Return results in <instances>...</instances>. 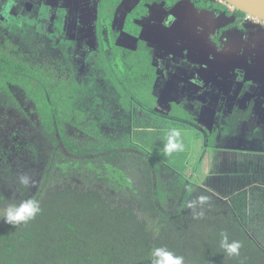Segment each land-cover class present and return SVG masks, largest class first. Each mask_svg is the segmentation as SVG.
Masks as SVG:
<instances>
[{"label": "trees", "instance_id": "trees-1", "mask_svg": "<svg viewBox=\"0 0 264 264\" xmlns=\"http://www.w3.org/2000/svg\"><path fill=\"white\" fill-rule=\"evenodd\" d=\"M30 27L19 33L26 41L36 36ZM35 27L43 35L42 25ZM53 46L42 41V55L30 50L19 56L23 50L8 45L1 48L6 55L0 52V101L12 124L0 137V208L35 198L43 209L26 225L0 220V264H148L156 246L184 256L185 264H264V215H254L241 198L246 180L229 194L219 193L156 156L151 138L164 127L134 111L148 114L154 105L156 74L145 53L122 56L114 48L105 57L100 47L96 71L84 84L64 70L66 54L55 56ZM115 107L132 118L129 130L117 128ZM30 159L38 164L28 173L35 183L25 188L17 164ZM232 174L241 173L235 168L226 176ZM201 194L211 196V205L194 219L186 204ZM221 232L242 242L239 257H226Z\"/></svg>", "mask_w": 264, "mask_h": 264}, {"label": "flooded vegetation", "instance_id": "flooded-vegetation-1", "mask_svg": "<svg viewBox=\"0 0 264 264\" xmlns=\"http://www.w3.org/2000/svg\"><path fill=\"white\" fill-rule=\"evenodd\" d=\"M101 1L13 0L8 10L7 0H0V33L6 28L5 19H10L6 15L15 16L23 26L13 41L7 42L8 46L18 44L23 52L31 50L30 53L40 54L38 46L44 40L49 41L55 45L51 48L55 56L65 52L64 70H73L75 78L85 80L84 84H89L86 77L95 71L94 61L100 47H104L105 57L114 48L122 56L143 51L156 74L151 100L163 105L162 110L152 113L162 116L164 122L184 125L189 130L197 128L195 122L202 125L204 135L198 139L201 149L216 152L220 148L223 155L226 152L234 155V150L264 158V52L257 51L263 48L260 47L263 39L242 47L232 37L233 32H241L244 38H249L255 31L256 36L264 37V22L223 0H109L110 6L105 0L106 5L100 9ZM212 14L215 17L208 18ZM168 15L176 19L170 27H164L162 22ZM32 20L42 25L40 30L44 36L51 35L50 40L36 28L32 29L36 36L31 41L19 35L29 33L30 26L34 27ZM216 20L220 24L214 32L209 24ZM90 35L91 50L84 52ZM5 36L11 39L9 33ZM206 69L212 79H206L209 77ZM6 107V102L1 100L3 137L8 122L4 114ZM135 109L140 117L152 120L151 115ZM121 111L118 107L112 109V114H118L114 116L117 128L121 125L123 130H129L133 120ZM222 139L224 144L219 147L216 142ZM4 146H8V140Z\"/></svg>", "mask_w": 264, "mask_h": 264}, {"label": "rangeland", "instance_id": "rangeland-1", "mask_svg": "<svg viewBox=\"0 0 264 264\" xmlns=\"http://www.w3.org/2000/svg\"><path fill=\"white\" fill-rule=\"evenodd\" d=\"M183 9V7H182ZM185 9H187V6H185ZM93 14L95 15V12H93ZM6 17H10V19H5V25L6 28L2 29L1 33H0V40H1V48L6 47V42L5 40H7V37L5 36L7 33L9 34H14L17 36V33L19 32V30L21 29V27L23 26V22H21L19 19H15V16H12L8 13V15H6ZM215 15H210L208 16V18H214ZM30 22V21H28ZM26 23V22H25ZM31 23V22H30ZM32 23L35 26H38L39 23L36 20H32ZM215 23V24H213ZM212 23V21H210L209 25H212V30L214 32L217 31V28L220 24V21L216 20ZM32 27V29L36 28V27ZM192 26V25H190ZM37 29V28H36ZM255 31V30H254ZM213 32V33H214ZM252 36L248 37H243L241 32H233L232 33V37L234 39H238L239 40V44L242 47H245L247 45V43L251 42L255 43L258 42L260 39H263L262 41H260V47H263L261 50H257V51H263L264 52V37H259L256 36L257 33L256 31L254 33H251ZM23 37V36H22ZM248 38V40H247ZM58 39V38H57ZM56 39V40H57ZM87 44L88 47L84 48L83 51H90L91 49V45L93 44V37L90 35V40L85 43ZM13 47L17 48L19 45L18 44H14L12 45ZM0 48V49H1ZM11 48V47H10ZM19 49V47H18ZM256 51V52H257ZM3 55L7 54V49H1L0 51ZM255 52V53H256ZM24 52L23 51H18L17 55H22ZM45 68V67H43ZM49 68V67H48ZM96 71V69H94ZM207 71V69H206ZM209 73L207 71L206 76H209ZM220 73V72H219ZM206 79H212L211 76L206 77ZM103 84V83H102ZM205 95V94H204ZM202 95V96H204ZM156 100V99H155ZM154 105L152 106V110L151 109H147L149 110V112H147L148 114L153 115L152 119L154 121H157L159 123H161L162 127H179L180 129H182V137L184 140V143L186 145V149L183 153H178V154H173V156L171 157H164L162 152L159 151L160 148H162L163 145V141H164V131H160L157 133V136L154 137L152 136V145L151 147H153L154 151L157 153L156 156L162 161V163H169L171 165H173V167H175L174 165L178 166V170H180V172H178L180 175L185 174L186 177H189L191 179L192 182L198 184V185H212L213 187L217 185L216 183H220V186L218 187V192L220 193H230L231 191V187L233 185L234 190H237L240 186L242 187L243 185H241V176H236L235 174H232V176H226L223 172V170H220V167H226V165L232 167V169H239V172L242 173L244 171V169L246 168L245 164L243 163V161H241L242 157L244 158H251V162L250 165L254 166V165H258V163H253L254 159L260 157V156H256V155H248V154H243V153H238L233 151L232 155L231 153H229L227 156L223 155L222 149H217L218 151L215 152V150H211V149H202L201 152V156H204L202 158H200L199 161H196L197 158L195 159L196 156V151L200 152L199 146L201 144V142H198V139H200L201 136H203L204 134V128L202 125H199L197 122H195L197 124V128H190V130L186 127H184V125H176L172 122H164V119L162 118H158L157 116L154 117L155 115L150 112V111H154V112H158L159 110H162L163 105H161L160 102H158V100L155 101V103H153ZM136 110V109H135ZM165 110V109H164ZM170 111L168 110V113ZM121 113V112H119ZM11 127L12 124L6 122L5 123V130L6 132L11 131ZM10 133V132H9ZM3 137V133L0 132V137ZM158 137V138H157ZM203 145H204V141H202ZM224 144V140H219L216 142V145H219V147H221ZM213 153H211L210 151ZM215 152V154H214ZM212 154V155H211ZM208 155H210L208 157ZM218 160V161H217ZM263 165H264V160L260 161ZM18 168L20 169V173L22 174L24 171L25 173H30L33 172L34 168H36V166L38 164L34 163V161H32L31 159L27 162H19ZM183 166V167H182ZM22 169V170H21ZM222 174V176H217V173ZM224 174V175H223ZM245 174V173H244ZM192 175V176H190ZM231 178L232 182L229 183V179ZM263 177L261 175L257 176V179L263 180ZM251 185V184H250ZM245 187L241 192L242 196L241 198H244V200L248 201V203H250L251 208L254 211V215L256 216H261L263 217L264 215V195L262 192L259 191V189L257 188H252L253 186ZM237 199L240 196H236ZM234 198L232 197V200ZM240 200V199H238ZM251 202H253V204L255 205H251Z\"/></svg>", "mask_w": 264, "mask_h": 264}, {"label": "clouds", "instance_id": "clouds-1", "mask_svg": "<svg viewBox=\"0 0 264 264\" xmlns=\"http://www.w3.org/2000/svg\"><path fill=\"white\" fill-rule=\"evenodd\" d=\"M13 6V0H7L5 8L10 10ZM175 17L168 15L162 22L164 27H170L175 21ZM119 67V65H118ZM147 132L152 129H145ZM186 149L182 137V129L179 127H169L165 133L162 148L159 149L164 157H171L173 154L183 153ZM18 182L27 188L34 184V180L28 174H21ZM211 205V196L201 194L195 199L189 200L186 204L188 209L192 210L194 219H202L205 215V207ZM43 209L38 199L28 198L19 203H9L0 208V220L12 227L26 225L36 219L42 213ZM154 231H158L154 230ZM219 246L227 258L239 257L243 244L240 240L230 239L227 232L220 233ZM148 264H185V258L182 255L170 250L167 246H156L151 248L148 255Z\"/></svg>", "mask_w": 264, "mask_h": 264}, {"label": "crops", "instance_id": "crops-1", "mask_svg": "<svg viewBox=\"0 0 264 264\" xmlns=\"http://www.w3.org/2000/svg\"><path fill=\"white\" fill-rule=\"evenodd\" d=\"M198 142L200 143V141L198 140ZM199 149H200V152H198V151H196V156H195V159L197 158V160L196 161H199L200 160V158H202V157H204V156H201V154H202V152H201V144H200V146H199ZM225 154H229V152H226ZM212 155V154H211ZM227 155H224V156H227ZM210 155H208V157H209ZM218 161V160H217ZM242 161H243V163L245 164V166H246V168L244 169V171L240 174V176H241V185H242V182L243 181H245L246 180V182H247V184H248V186H250L251 187V185L253 186L252 188H259V190H261L260 192H262L263 193V195H264V166L263 165H256V166H251L250 165V163H252L251 161V158L250 159H248V158H244V157H242ZM248 163V164H247ZM253 163H254V161H253ZM248 165V166H247ZM220 170H223V172H224V174L226 175L228 172H230V173H233V170L234 169H232V167H230V166H228V165H226V167L224 168V167H220L219 168ZM254 170H255V173L257 174V176H259V175H261L263 178V180H260V179H257V176L256 177H253V176H248V178L245 176V175H247V174H249V175H252V172H254ZM245 173V174H244ZM223 174V175H224ZM244 174V175H243ZM217 176H222V174H220L219 172L216 174ZM229 177V176H228ZM250 179H253V180H250ZM256 179H257V181H256ZM259 180L261 181V182H259ZM232 182V180H231V178L229 179V183H231ZM245 183V182H244ZM251 184V185H250ZM216 185H217V188H216V186L215 187H213L212 185H199V186H201V187H203V188H207V189H211V190H218V187L220 186V183H216ZM232 187H233V185H232ZM231 187V188H232ZM249 187V188H250ZM264 198V197H263Z\"/></svg>", "mask_w": 264, "mask_h": 264}, {"label": "water", "instance_id": "water-1", "mask_svg": "<svg viewBox=\"0 0 264 264\" xmlns=\"http://www.w3.org/2000/svg\"><path fill=\"white\" fill-rule=\"evenodd\" d=\"M247 16L264 22V0H223Z\"/></svg>", "mask_w": 264, "mask_h": 264}]
</instances>
